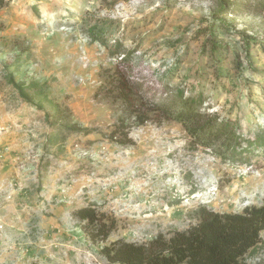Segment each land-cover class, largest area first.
<instances>
[{"label": "rangeland", "instance_id": "1", "mask_svg": "<svg viewBox=\"0 0 264 264\" xmlns=\"http://www.w3.org/2000/svg\"><path fill=\"white\" fill-rule=\"evenodd\" d=\"M2 1L0 264H108L102 245L186 231L199 206L241 213L262 204L264 154L239 156L244 141L234 156H218L174 121L137 124L101 92L115 60L89 32L109 25V42L119 38L121 53L134 48L132 66L149 81L175 72L166 89L204 74L201 111L229 118L246 137L264 129L261 13L227 14L216 0ZM209 41L236 49L242 65L224 58L231 77L214 96ZM85 207L114 220L107 240L92 243L74 218ZM260 237L247 264H264Z\"/></svg>", "mask_w": 264, "mask_h": 264}, {"label": "trees", "instance_id": "2", "mask_svg": "<svg viewBox=\"0 0 264 264\" xmlns=\"http://www.w3.org/2000/svg\"><path fill=\"white\" fill-rule=\"evenodd\" d=\"M216 1L220 9L227 14L228 8L234 9L233 12L252 9L264 17V0ZM2 6L3 1L0 0V8ZM220 27L226 28L227 32L232 30L225 25ZM95 28L91 26L89 30L93 39L106 47L111 58L115 60L113 69L105 71L106 76L100 86L101 92L136 117L137 124L174 121L187 129L192 138L213 150L218 156L228 153L234 156L244 141L246 146L240 149L239 156L255 157L264 154V129H257L258 131L247 133L244 137L242 130L237 128L238 125L233 127L229 118H209L201 111V105L206 100L203 90L207 85L202 83L204 74L198 76L194 84H181L166 89L175 77V72L163 71L162 75L157 74L150 81L145 79V75L132 66L131 56L135 53L134 48L121 53L123 42L119 38L109 42V25L97 30ZM215 36V31L209 32L205 40L214 39ZM209 44L211 74L216 80L212 90L214 96L218 91L219 95L225 93V81L231 77L224 58L232 53L235 66L242 65L236 49L230 48L226 51L225 47L213 41H209ZM6 76L7 83L14 85V74ZM19 89L22 91L21 87ZM214 98L218 99L219 96ZM65 130L81 131L74 126ZM114 132L118 131L111 132L113 138ZM122 132L124 131L119 130V134ZM112 142L116 143L117 139ZM218 148L223 151H218ZM196 214L198 222L186 231H176L168 238L158 234L144 244L116 241L102 245L99 253L108 264H247L246 257L251 255L262 241L260 234L264 231V200L260 206H246L241 213H218L205 206H199ZM73 216L83 222V229L94 244L107 240L115 229L114 220L106 219L95 208L78 209Z\"/></svg>", "mask_w": 264, "mask_h": 264}]
</instances>
